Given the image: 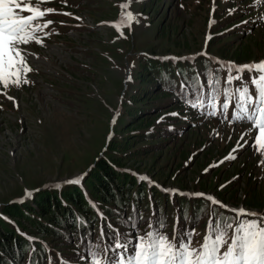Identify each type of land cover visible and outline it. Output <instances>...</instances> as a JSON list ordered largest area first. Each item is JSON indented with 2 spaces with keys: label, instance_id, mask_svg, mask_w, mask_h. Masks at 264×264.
Returning <instances> with one entry per match:
<instances>
[{
  "label": "rangeland",
  "instance_id": "1",
  "mask_svg": "<svg viewBox=\"0 0 264 264\" xmlns=\"http://www.w3.org/2000/svg\"><path fill=\"white\" fill-rule=\"evenodd\" d=\"M231 3H43L42 9L55 10L44 18L53 24L37 33L42 43L25 46L31 71L25 76L21 69L20 79L27 78L29 83L9 88L0 85V207L3 203L25 201L33 190L48 184L78 180L81 186L93 160L104 153L108 155L106 148L116 138L123 141L117 142L116 153L109 156L154 186L181 192L180 184L184 182L187 191H193L196 184L208 181L214 183V191L196 192L215 197L216 191L224 190L242 197L247 186H253V195L264 198V164L260 163L264 153L254 151L259 147L255 145L258 129L250 132V123L232 119L233 109L216 107L213 117L220 122L202 118L209 113L207 109L200 110L197 119L183 124L182 132L174 135L136 136L138 131L150 130L162 116L153 118L149 111L135 113L133 109L141 99L131 96L146 84L145 76H141L145 56L192 58L206 52L212 39L215 46L227 43L230 49L249 41L253 43V56H259L251 61L264 59V2ZM122 4L129 7L122 8ZM128 11L135 15L131 27L121 24ZM232 12L235 20L227 21ZM240 18L251 19V25L232 30ZM256 46L262 51H255ZM168 98L175 96L169 94ZM139 121L143 123L140 126ZM132 151L130 156L120 157ZM173 195H169L170 199ZM225 204L264 213V208ZM2 217L7 219L6 215ZM198 243L193 240L192 247L197 248Z\"/></svg>",
  "mask_w": 264,
  "mask_h": 264
},
{
  "label": "trees",
  "instance_id": "2",
  "mask_svg": "<svg viewBox=\"0 0 264 264\" xmlns=\"http://www.w3.org/2000/svg\"><path fill=\"white\" fill-rule=\"evenodd\" d=\"M226 1L232 4L231 1L234 0ZM232 16L233 12L227 16V21H234ZM243 19L234 23L232 30H243L251 25V19ZM220 34L219 32L217 35ZM227 45L215 46L211 39L206 52L197 54L192 61L185 58L172 60L145 56L141 76H145L146 84L131 96L141 99L140 102L137 100L139 105H135L133 109L135 113L149 111L153 118L162 116L150 130L138 131L136 136L149 138L153 134L174 135L182 132L183 124L198 116L200 110L207 109L210 113L213 109L207 104L204 107L191 106V101L198 96L207 97L211 92L207 85L210 78L220 81L221 95L215 101L216 107L220 106L223 88L234 90L239 82L225 83L226 71L212 61L208 53L236 62L251 61L259 57L253 56V43L249 41L232 49ZM212 46L215 47L211 51ZM254 48L255 51L263 49L257 46ZM250 75L245 72L244 79L251 88ZM251 90L255 95L254 88ZM157 94L164 98L155 97ZM169 94H173L175 99L168 98ZM231 109L233 108L230 107L229 111ZM202 118L220 122L210 115ZM138 124L140 126L143 123L139 121ZM121 141L123 140L120 138L112 140L106 148L108 155L104 153L93 160L92 166L81 180L82 187L71 182L48 184L33 190L25 201L1 205L0 264H89L90 253L96 251L103 254L105 249L115 243L113 238L117 233L123 238L134 237L138 233L146 234L152 230L153 224L159 227L158 222H163L165 226L162 234H167L171 239L177 227V218L181 232L186 235L188 229H194L192 241L201 243L211 217L223 215L228 219L235 216L233 212L212 204L201 196L175 194L170 199L167 193L161 192L156 186H148L143 180L137 179L133 172L123 168L114 157L109 156L112 152L116 153L117 142ZM131 154L133 151L122 153L120 157L125 158ZM213 185L208 181L196 184L193 191H214ZM180 186L183 190H188L184 182ZM247 188L242 197L224 190L214 194L222 203H241L249 208H264V198L253 195V186ZM140 217L146 218L138 222ZM193 248L196 247L193 245Z\"/></svg>",
  "mask_w": 264,
  "mask_h": 264
},
{
  "label": "snow or ice",
  "instance_id": "3",
  "mask_svg": "<svg viewBox=\"0 0 264 264\" xmlns=\"http://www.w3.org/2000/svg\"><path fill=\"white\" fill-rule=\"evenodd\" d=\"M45 2L48 0H0V85L5 88L29 83L27 78L23 81L20 79L21 69L25 76L31 71L27 65L29 54L25 46L30 42L42 43L37 33L53 24L52 20H44L55 11L51 7L42 9L41 5ZM121 7L127 9L129 4H122ZM134 20L135 15L128 11L126 19H121V24L131 27ZM221 67L227 74L225 83L239 84L234 90L223 88L220 107L223 111L233 108L232 119L253 125L250 132L258 129L255 145L259 147H254V151L264 153V61L243 66L229 62ZM245 72L251 74V88L244 79ZM219 84V79H208L207 85L211 92L207 97L198 96L191 101V106L196 108L207 104L213 109L209 115L216 116L215 101L221 95ZM252 88L255 95L252 94ZM260 163L264 164V161ZM207 199L213 204L218 203L211 196ZM232 212L235 216L228 219L223 215L209 219L203 244L198 248H193L191 243L195 230L188 229L186 235L183 234L177 218V227L171 239L167 234H162L165 226L163 222H158L159 227L153 224L152 230L146 234L138 233L134 237L123 238L117 233L113 238L115 243L105 249L103 254L96 251L90 253L89 264H264V213L243 208L232 209ZM229 231L232 232L230 237Z\"/></svg>",
  "mask_w": 264,
  "mask_h": 264
}]
</instances>
